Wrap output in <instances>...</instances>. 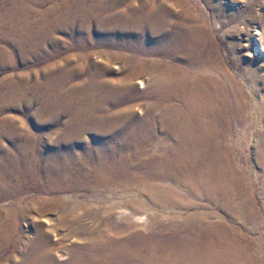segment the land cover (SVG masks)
<instances>
[{"label": "bare ground", "instance_id": "1", "mask_svg": "<svg viewBox=\"0 0 264 264\" xmlns=\"http://www.w3.org/2000/svg\"><path fill=\"white\" fill-rule=\"evenodd\" d=\"M18 1L13 2L20 5ZM186 1L66 0L54 12L64 21L63 28L76 32L72 48L82 51L63 60L65 70L53 64L55 75L46 86L51 90L47 96L54 100L50 110L66 115L67 141L64 150L50 161L45 157L40 168V160L29 155L10 161L12 170L2 167L0 198H19L21 184L42 191L46 184L50 188L37 213L41 222L33 223L34 238L15 245L6 263L63 264L62 259L81 250L86 253L73 255L66 264H264L258 257L250 259L242 241L230 237L233 229L221 219L213 223L210 213L190 216L184 225L170 218L169 229L162 224L153 233L146 227L151 224L146 203L129 194L139 192L154 208L168 210L178 198L192 196L227 211L232 206L231 213L241 214L234 220L261 217L248 191L243 193L246 205L232 195L246 178L236 164L247 124L246 94L218 63L204 12ZM29 14L36 17L35 12ZM59 26L54 24L53 33ZM28 37L36 47L40 36ZM254 42L264 53L263 31L254 33ZM88 47L107 51L96 61ZM115 65H121L115 68L119 73ZM252 108L258 110V105ZM258 135V151L264 155V131ZM260 159L264 166V157ZM70 193L88 200L61 197ZM119 193L125 200L112 202ZM22 207L8 209L7 223H0V258L15 241L16 221L32 212ZM55 210H62L58 224L76 226L69 235L60 236L53 228L48 216ZM64 237L71 243L80 240V249H59ZM19 246H25V252L17 259Z\"/></svg>", "mask_w": 264, "mask_h": 264}, {"label": "rangeland", "instance_id": "2", "mask_svg": "<svg viewBox=\"0 0 264 264\" xmlns=\"http://www.w3.org/2000/svg\"><path fill=\"white\" fill-rule=\"evenodd\" d=\"M13 1L3 0V3H1L2 0H0V176L3 166L8 165L12 170L10 161L13 159L16 160L18 156L28 157L29 155L30 158L33 157L36 161L39 159L40 161L37 163L40 168V165H44L45 157V160L48 159L50 161L56 154L64 150L63 144H66L67 141L64 132L67 118L64 113H60L62 110L56 113L50 110V104L54 100H51L47 96V93H50L51 90H46V86L55 75V71H51L53 64H57V70H65L68 68L65 62L67 56L82 53L81 50L72 48L74 39L71 36L76 38V32L73 33L67 31L65 27L63 28L64 21L58 18V13H54L55 11H60V7L65 5L66 0H20L18 1L20 5L15 4ZM32 1L36 2L34 3ZM189 4L204 12L211 27V36L215 43V53L218 63L236 79L246 94L248 107L245 117L247 124L242 129L244 141L240 154L236 155V164L241 166V169L246 172V178L240 184L241 188H238L240 191L237 190L232 195L239 197V199L241 198V200H237L241 205H246L247 201L243 197V193L248 191L247 193H250L252 197L251 202L255 205L261 217L260 219L242 218L234 220V217L236 218L237 215L239 217L241 214L238 213V210L231 213L230 209L232 206L228 212L224 206L210 205L206 198L197 199L192 196L178 198L175 206L168 210L154 208L150 203L151 200L139 192L132 191L129 194L131 196L134 195L137 200L146 203L145 214L150 218L149 222L152 224H147L146 227L150 226V230L153 233L159 232L160 225L162 224L169 229L172 220H175L180 225H184L187 223L186 220L189 221V219L193 218V215L210 213L212 214L211 221L213 223H218L219 219H221L233 229L229 233L230 237H238L242 241L250 259H257L258 257L259 261H264V166L260 163V158L263 159L264 155L258 151L260 147L258 133L264 131V53L259 50L254 42V33L256 31L264 32V0H188L187 5ZM15 5L19 8L18 13L16 12ZM31 11L33 14L35 12L36 17L29 14ZM4 20H7L6 23ZM24 22L27 24H24ZM56 22H59L60 26L58 31H56L57 33H53L52 29ZM22 24L26 27L23 26L21 28ZM31 26L33 28L35 26L36 28L31 30L29 29ZM27 27L28 30L26 29ZM23 29L26 30V33L25 31L23 32ZM27 35L32 37L40 36L41 39H35L37 40L36 47L34 43L29 42L31 37ZM95 36L96 33L93 34L94 38ZM44 37L45 39H43ZM51 37L52 40L50 41L49 39ZM55 41H58L56 47L53 46V42ZM42 43H45V45H42ZM86 50L87 52L94 53L95 60L97 55L107 51V49L102 47H88ZM113 52L115 54L119 53L116 50H113ZM130 55L131 53H126V56ZM157 58H160V56H157ZM117 67L119 68L121 65ZM117 67L115 65L114 70ZM114 72L119 73L118 70ZM254 104L258 105V110L252 108ZM44 109L45 111H43ZM55 115L59 116L55 117ZM90 139L88 137L87 140L89 141ZM25 146L26 148H30L28 152L24 149ZM22 147L23 149L20 150ZM7 157L9 158L8 160ZM45 164H48V162ZM6 176L9 175L6 174ZM21 185H23V191L20 195L21 198L13 197L9 200L0 198V223H7L6 211L11 209V207L18 208L25 204L22 208L32 211L30 214L31 217L29 215L22 220L16 221L15 228L17 229V235L9 253L2 250L0 261L3 264L6 263L8 254L10 256L15 245L20 242L24 243L28 238H34L33 233L35 232V228L33 223L37 224L41 222L38 219L37 213L44 207L41 201L48 195L46 192L50 189L47 184L43 191L40 189V191L38 189L35 190L24 184ZM78 195L70 193L66 194V196L62 195L61 197L71 196L79 201L88 200L83 194ZM121 200L123 201L125 198L119 193L111 201L120 204ZM61 214L62 210H55L48 216V219L54 224L53 228L56 227V232L59 231L60 234L57 233L58 235H69V232L73 231L76 226H65L62 221L58 224L57 219ZM163 217H167L168 219L166 220ZM61 224L64 225V228ZM143 225L140 224V226ZM55 240L53 237V241ZM64 241L59 249L65 247V249L73 250L80 249L81 247L80 240L71 243L67 237H64ZM15 250L16 258H22L25 252V246H19ZM58 253L59 251L56 252V258L59 256ZM78 253L86 252L77 250L71 255L66 256L65 260L62 259L61 262L63 264L70 262L73 255Z\"/></svg>", "mask_w": 264, "mask_h": 264}]
</instances>
